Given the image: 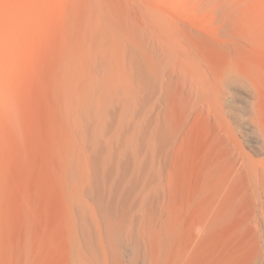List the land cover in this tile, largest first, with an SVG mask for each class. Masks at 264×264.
<instances>
[{
  "label": "rangeland",
  "instance_id": "obj_1",
  "mask_svg": "<svg viewBox=\"0 0 264 264\" xmlns=\"http://www.w3.org/2000/svg\"><path fill=\"white\" fill-rule=\"evenodd\" d=\"M128 1L0 0L4 241L76 226L80 243L110 252L130 231L160 234L183 220L208 233L212 252L264 264L263 156L232 115L253 118V89L230 70L264 66V0ZM224 88L230 102L217 111ZM208 145L227 171L211 181L226 193L213 197V227L197 218ZM132 249L147 250L140 234Z\"/></svg>",
  "mask_w": 264,
  "mask_h": 264
},
{
  "label": "bare ground",
  "instance_id": "obj_2",
  "mask_svg": "<svg viewBox=\"0 0 264 264\" xmlns=\"http://www.w3.org/2000/svg\"><path fill=\"white\" fill-rule=\"evenodd\" d=\"M136 8L133 7L132 10L129 9L130 12L127 11L130 14H135L134 17L143 15L142 10ZM235 66H232L230 70L239 73L238 75L251 83L253 90L247 94L251 98L253 118L247 119L239 108H235L232 115L239 120L238 129L246 137V140L251 143L254 151L263 156L261 166L264 173V66ZM215 73L213 72V79L215 81L221 80L222 77ZM221 97L224 99L223 101L219 100L221 102L219 108L205 106L204 109H207L209 114L213 109L226 111L231 98L230 91L224 88ZM219 125L220 128L217 129V132H226L222 122H219ZM217 155L216 147L211 145L204 147L203 154L198 161L199 169L196 172L197 177H195L197 182L194 181L197 191H200L203 195L200 196L202 202H200V198L198 202L202 213L197 218L205 221L208 227L214 226V218L208 214L210 208L217 207L213 197L226 194L221 184H212L211 182L216 173H222L219 176L222 180L227 176V171L221 168L222 166L213 163L214 157L219 161ZM237 165L238 158L232 163V166ZM260 184L257 186V188L259 187L258 197L264 196V183ZM255 185L251 186L253 193H255ZM184 200L183 204H185ZM186 201H188V204L191 202L189 198ZM190 205L192 204L190 203ZM178 211L180 210L178 209ZM222 216L219 215L218 219H221ZM77 231L80 232V227H60L56 230V234L49 235L39 230L27 228L19 234V237H17L18 233L17 238L13 237L15 240H12L14 241L12 244H6V241H4L6 237L3 239V232H0V264H238L234 257L212 252L214 246L208 241V233L205 232L199 235L192 230L190 231L183 220L177 221L172 227L167 228L160 234L146 233L145 230L130 231L126 233L122 245L118 249L110 247V252L105 246H102L98 253V249L86 237L80 243V236L73 235ZM139 234L147 247V250L145 249L143 252L132 249ZM8 236L12 239L10 235ZM158 241L161 243L160 252H156V242Z\"/></svg>",
  "mask_w": 264,
  "mask_h": 264
}]
</instances>
